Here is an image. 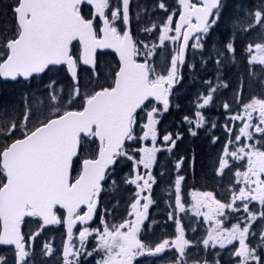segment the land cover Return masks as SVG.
Listing matches in <instances>:
<instances>
[{
	"label": "snow or ice",
	"instance_id": "6c2138e0",
	"mask_svg": "<svg viewBox=\"0 0 264 264\" xmlns=\"http://www.w3.org/2000/svg\"><path fill=\"white\" fill-rule=\"evenodd\" d=\"M83 3L85 0H13L10 6H5L11 9L13 27L0 36V77L27 81L46 70H63L60 66H65L75 85L73 92L65 99L56 93L53 81L47 86L51 89L47 112L43 101L29 104L25 97L23 121L18 123L13 120L9 127L0 126V137L5 141L0 145V177L3 178L0 179V246L14 248V264H36L32 259L34 241L46 226L64 224L68 240L63 244L61 264H85L86 257L96 255L100 256L96 264H155V261L139 258L158 257L166 250L173 249L171 264H188L189 254L186 250L191 242L185 237L178 215L169 214V219L176 225L174 239H164L153 247L139 236L144 217L153 202L149 196L141 195L145 190H151L154 182L151 174L143 179L137 173L134 179L126 181L138 189L136 199L130 205L132 211L128 212V217L134 219H124L109 226L101 217L102 230L99 227L93 229L90 221L94 218L109 166L117 163L119 157L126 156L133 161L135 168L142 165L150 172L156 160L157 148L138 149L141 153L138 160L124 150L126 140L137 138L134 134L137 110L151 99L162 103L164 111L169 109V91L176 80L178 62L184 63L190 38L197 34V43L193 47H201L200 41L219 20L225 4L223 0H200L199 4L179 0L181 10L175 28H172V15H168L159 29L160 46H164L168 40L179 45L176 54L171 57L167 75H163L150 67L147 59L144 63L135 60L139 50L127 30L130 0H122L124 30H118L116 26V22L121 20L118 5L111 10L109 18L106 10L111 9L110 0H86L92 12V18L88 19L82 15ZM159 7L167 11L165 4L161 3ZM247 15L252 16V13ZM193 18L195 23L192 22ZM254 20L255 23L246 25L245 31L257 26L264 29V10H255ZM154 28L155 25L144 31L151 32ZM172 31L175 35H169ZM74 41L79 42L78 58L72 52ZM225 47L227 52L235 51L232 42ZM97 49H112L118 54V71L110 77L111 83L107 86L101 85L99 90L93 89L81 95L77 64L90 65L98 76L94 59ZM246 51L249 65H264V39L254 45L250 43ZM145 55L151 58L152 50L148 49ZM217 63L220 61L217 60ZM251 71L254 73L255 70ZM260 83L264 86V80ZM215 91V88L211 89L197 107L208 105ZM224 107L228 109L229 106L225 104ZM33 109H37L38 114ZM243 109L242 114L230 117L232 121L240 120L243 125L239 134L235 135L239 146L234 150L225 146L217 169V174L222 175L230 166L229 157L232 161L243 162L240 167L244 170L238 168L235 171V183L242 186L238 192L232 191L230 202L217 200L211 192H193L194 214L203 216L204 222L209 225L207 236L202 240L205 250L209 247L215 249L217 245L220 249H226L238 241V247L233 246L230 250L234 258L232 264H264V255L258 251L264 249V211L259 215V244L251 247L246 242L250 235L253 238L257 235L254 223L258 217L249 205L258 202L264 209V98L253 97L244 104ZM158 111V108L152 107L147 112V123L143 125V134L139 139L151 137L155 142L157 121L154 114ZM254 113H258V122L253 121ZM33 115H36V124L30 129L28 124ZM195 116V127L200 128L204 118L200 111ZM185 120L190 125L193 123L188 117ZM250 129L259 134L257 144L260 147L244 142L254 139ZM189 131L196 135L191 128ZM228 131L231 132V129ZM16 133H20V136L17 137ZM164 141L175 145L171 135H165ZM92 146H95V153L83 156ZM74 163L80 165L75 177L72 175ZM180 166L177 163V169ZM183 179L178 176L175 181V204L180 212L185 211L181 198ZM141 200L146 201L142 205L143 212L139 211ZM237 201L241 204L238 205ZM241 206L243 212L247 213L245 220H238L231 228L224 227V221L219 218H227V211L240 212ZM84 208L87 210L82 211ZM202 208L207 211H201ZM57 209H63L64 214L58 216ZM26 218H31L37 225V230L27 236L22 231ZM78 223L81 225L79 247L72 242L73 229ZM90 237L96 243L88 250L86 242ZM53 251L52 244L46 242L42 245L44 256H51ZM215 255L219 256L220 253ZM0 264H6V260L0 258ZM193 264L201 262L197 260ZM203 264L211 262L204 260ZM215 264L221 262L217 260Z\"/></svg>",
	"mask_w": 264,
	"mask_h": 264
},
{
	"label": "flooded vegetation",
	"instance_id": "af4514ba",
	"mask_svg": "<svg viewBox=\"0 0 264 264\" xmlns=\"http://www.w3.org/2000/svg\"><path fill=\"white\" fill-rule=\"evenodd\" d=\"M110 2H111V9L106 10V13L109 16V18L111 16V10L114 9L117 5L120 7V10L122 8L121 0H110ZM190 2L199 4L200 0H190ZM226 2L227 0H223V3L225 4V7H224L225 9L227 8ZM161 3L166 5L167 11H165L164 9L160 7H159L160 10L157 8V5L159 6ZM81 10H82V15L85 18H88V19L92 18L91 8L85 5H82ZM137 10L140 12V14L137 13ZM155 10L157 12H161L162 14L164 12H170L174 20L173 29L175 28V23L178 20L179 13L181 10V6L178 0H130V4H129L130 35L139 50V55L135 57V60L136 62H145V60L147 59L149 66L153 68H155V65L159 64L160 55L157 52V50H155L153 47L150 46L149 49L152 50L153 55L151 56V58L146 57L145 53L148 50H145V45H147L145 41L147 40V38H141L140 40L137 35V32H139L140 34L143 33V23H142L143 21L141 20H143V18L146 17L147 15L149 17H152L151 15H157L155 13ZM170 13L168 15H171ZM227 14L228 12L224 11L223 9L219 20L216 22L215 29H213L214 25L210 27L209 33L207 34V36L204 37L206 39H210L209 43L222 42L218 40L217 37L221 34L223 30H226L225 28L224 29L222 28V23L225 19H227L226 17ZM135 16L140 17V23L134 22ZM192 22L194 23V21ZM116 26L118 27V30L125 29V26L122 22V10H121V20L116 22ZM219 26H221L222 29L220 28V30H218ZM137 27L139 28V30L137 29ZM210 33H211V37H210ZM170 34L175 35V32L172 31L169 33V35ZM195 35L197 34H194L192 36L188 44L183 65L180 66L178 62L176 80H175V83L173 84V87L169 91V109L167 111H164L163 104L158 103L155 100L147 101L145 103V106H142V109H140L136 113V123L134 125V134L137 138L133 140H126L124 144V150L127 152L128 155H131L136 160H138L141 155L138 149L142 147H147V148L155 147L158 149V151L156 152V160L154 161V163L158 162L159 164L161 160L163 159L162 157L164 156L165 153L168 154L169 157L171 158L172 157L170 156L171 152H168L170 148L168 150H164L163 147L171 146V148H173L175 145L173 146L171 142H165L164 136L171 135L173 140H177L180 138L179 119H180L181 110L189 111L188 107H190V105H193L192 115L195 117V119H196L195 113L197 111H200L201 115L204 118L203 126L208 130L214 129L215 131L213 133L216 139L213 140L215 142L211 140V141L206 142L205 145L203 144L206 147V149L202 151V153L204 154L202 157L204 158V162L207 164V166L203 167L202 172L200 168L202 157L197 156V153L195 151L189 158V163L191 164V166L189 164L188 169L186 165L183 164L184 163L183 160L185 158L176 157L177 158L176 165L177 163H180L181 166L179 169H177L175 165L176 170L174 172V191H173L174 192V203H173L174 212L173 213L178 215L179 218L181 219V225L184 229L185 237L191 242V246L186 250L189 254L187 257L188 264H193V262L197 260H199L201 264H203L204 260L211 262V264H215V261L217 260H219L221 264H232V259L234 258L231 257L230 250L233 246L238 247V241L234 242V245H228L226 249H220L219 246L217 245L215 249L209 247L207 250H205L202 240L206 238L207 236L209 225L208 223L204 222L203 216H197L194 214L195 213V208H194L195 201L193 200L192 193L193 192H200V193L211 192L217 200L221 202H230L232 198V191L235 190L236 192H238L239 187L242 186V184L238 185L235 183L236 181L235 171L238 168H240L241 171L244 170L243 168L240 167L243 162L232 161L231 158L229 157L230 166L224 170V173L222 175L217 174V169L219 167V158L223 154V150L225 146H228L231 150H234L236 147L239 146L238 143L235 141V135L239 134V129L243 125L240 120L232 121L230 117L233 115L242 114L244 109L243 107L238 108L236 110H234L233 108L230 113L228 112L229 111L228 109L222 108L221 110H219L220 111L219 112L218 110H215V111L212 110L211 108L212 103H213L212 100L209 102L208 105L204 106L203 108H198L196 104L194 105L192 103L193 101L188 102V101H184L181 99V92H183L182 89L185 86L184 85L185 79L188 77L187 72H186L187 60L189 57L190 49L192 47V43L195 40ZM212 35H213V39H212ZM178 46H179L178 43L177 44L172 43V45L170 46L171 47L169 49L170 53L167 55V65L171 64V57L176 54V49L178 48ZM72 52H73L74 57L76 58L79 57V45L77 43H73ZM155 57H157V60L155 59ZM164 57H165V53L163 54V58ZM108 58L111 59V62H110L111 65L113 64L112 69H111L112 71L111 75H113L118 70V62H117L116 57L109 52H104V53L97 52L96 53V71L100 70V68L103 66L102 65L100 67L99 62L102 63V60H105ZM199 60L202 61L201 63L203 65L205 60L203 59L202 56H199ZM60 68H63V70L61 71H63L65 75L67 76L65 68L64 67H60ZM54 69H57V68H54ZM197 71L195 73H197ZM200 71L201 70H199V72ZM46 73H48V71H46L43 75H45ZM92 74H93L92 69L83 67L80 65V63L77 64V75L79 79H81V75L91 76ZM203 78H204V75H201L200 79H203ZM110 83L111 81L107 83V85ZM102 85H106V83ZM96 90H99V87ZM183 93L189 99L190 97L189 93L185 91ZM202 103H203V99H202ZM152 107H156L159 109V111L154 114L155 119L157 121L155 125V128H156L155 142H153L151 137H149L147 140L139 139V137L142 136L143 134V130H144L143 125L147 123V112L151 110ZM207 112H210V113L205 114ZM207 115L209 116L217 115V118L208 117ZM257 116H258V113L253 114L254 122H258L256 120ZM172 119L174 122L173 127L168 125V123H171ZM217 120H218V123L216 124ZM213 124L215 125L213 126ZM192 126L195 129H200V128L195 127L194 122ZM228 129H231V132H229ZM218 130H221L222 133L218 134L217 133ZM250 131L253 132L254 139L252 141H244V142L257 144V140H259L260 138L259 134L255 133L254 129H250ZM177 134H179L178 136L179 138H176ZM230 141L231 143H229ZM260 146H261L260 144H257V147H260ZM95 151H96L95 146H92V150L90 153L84 152L82 155L83 156L92 155L95 153ZM121 159L122 157H119L117 163H115L113 167L108 169V175L106 176L105 180L102 182V190L97 199V202H98L97 209L94 213L93 220L90 222V226L93 229L99 227L102 230L103 225L101 224V217H104V219L107 221L109 226H111L112 224H118L124 219H134V217H128V212L132 211L130 207L132 203L131 200L133 196H135V192L138 190L137 187L133 191L129 190V193L125 194V197H118V195H115V191L113 190L114 188L113 186L115 185V180H116L115 167L117 166L118 162H120ZM131 163H133L132 160H131ZM79 167L80 165L78 163H74L73 171H72V175L74 177L78 174ZM152 168L154 169L153 171H152ZM152 168L150 170V172L151 171L152 172L147 173L146 169H144L142 165H140L138 168H135L134 163H133L134 176H136L137 173H139L143 179H147L149 174H151L152 176V173L155 171V169L160 168V167L157 166L155 168L154 167ZM204 168L209 169V172L204 171ZM201 175L203 176L208 175L209 177L205 180H200L199 177ZM178 176H182L184 178L181 181V198H182V203L185 206V211L183 212L178 211L176 209V204H175V194H176L175 193V181ZM156 178L158 177H153L154 182L152 183L151 190L150 191L145 190L144 192L141 193L142 196H145V195L149 196L153 202L156 201L155 198H153V196L154 197L156 196L155 190L157 192L160 191L159 189H155L154 187V185L156 184ZM143 179L140 181L141 184L143 183ZM135 199H136V196H135ZM126 201H127V207L125 209ZM170 201H171V198L165 201L168 203L167 210L169 213L171 212L170 205H169ZM145 202L146 201L141 200L139 211L141 212L144 211L142 205ZM153 202L149 205L147 214L144 217V220L141 225V232L139 233V236L144 242L150 243L154 247L156 242L157 241H158L157 243L162 242L161 241L162 239L160 235L155 236V237H150L149 231L147 229V227H149L150 224L151 225L154 224V222L157 220V218L154 220V211L157 208V204ZM117 203H118V206H117ZM236 203L238 205L241 204L240 201H237ZM120 206L124 208V213L121 216H118L117 212L120 213V208H121ZM117 207H119V210H117ZM249 207L256 214L260 213L261 211H264V209H261V206L259 205L258 202H252L249 205ZM86 210H87L86 208L82 209V211H86ZM201 211H207V209L202 208ZM63 214L64 212L57 209L58 216H61ZM246 216H247V213L243 212L242 206H241L240 212L227 211V218L220 217L219 219H222L224 221V224H223L224 227L231 228V226L237 223L238 220L239 221L245 220ZM168 220H169V217H167L165 221L161 220V222L169 226L170 228L173 224V232L171 231L172 235H170V237L174 239L176 236V230H175L176 225L173 220H171V222H168ZM27 222L29 223L27 226L34 225L31 218H26V222L22 225V231L25 235H27V232L25 231L24 228L26 227ZM254 228L256 229L257 235H258L259 229L257 227V221L254 223ZM26 230H28L27 227H26ZM43 230L44 231L60 230L61 238H62L60 246H57L56 248L53 249L54 251L51 256H47V258H50L51 260L48 261L46 264H61L62 244L65 238L64 224L53 225L51 227H45ZM80 230H81V225H79L78 223L76 227L73 229V241H72L77 247H79L80 245V241H79V231ZM257 235L255 238H253L250 235L248 238V241H246L250 244L251 247H257L258 245ZM95 243L96 241L90 237L89 240L86 242V247L88 248V250H91L92 247L95 245ZM34 245H35V250H34L32 259L35 260L36 264H45L44 259L39 260V257H38L39 254H37V245L35 244V241H34ZM29 250L32 251L31 249ZM0 251H2L3 253L7 251L9 254V258H10V264H14V259H15L14 258V248L10 246H0ZM258 251L260 252L261 255H264V252L261 249H258ZM174 252H175L174 249L171 251L166 250L164 253L160 254V256L158 257L145 256L139 259L144 260V261H155V264H171V258ZM217 252L220 253L219 256L215 255V253ZM99 258H100L99 255H96L94 257H86L85 264H96V260H98Z\"/></svg>",
	"mask_w": 264,
	"mask_h": 264
},
{
	"label": "rangeland",
	"instance_id": "374dc122",
	"mask_svg": "<svg viewBox=\"0 0 264 264\" xmlns=\"http://www.w3.org/2000/svg\"><path fill=\"white\" fill-rule=\"evenodd\" d=\"M227 4V8H224V11L228 12L227 14V19H225L222 23V28H226L228 31H230L231 29H237L242 27V25H247L249 22L255 23L254 20V12L255 10H250L249 8H244L241 5L238 4H233L231 2V0H227L226 2ZM157 8L160 10L159 6L157 5ZM251 12L252 16H248L247 14ZM137 13L140 14V12L137 10ZM155 13L157 15H151L152 17H149L148 15L146 17L143 18V33L140 34L139 32H137V35L139 37V39L141 40V38H147V40L145 41V43L147 45H149L147 47V49L145 48V50H148L149 47H153V45H156V47H153L155 50H157V52L160 55V62L158 65H155V69L157 73H161L163 75H167V71L170 69L171 64L167 65V55L170 53V46L172 45V41L168 40L165 41L164 46H160L159 44V35H160V27L163 25V23L167 20L168 14L170 12H164L163 14L161 12H157L155 10ZM171 14V13H170ZM172 15V14H171ZM253 21H250V20ZM134 22L135 23H140V17L135 16L134 17ZM173 24H174V20H173ZM173 24H172V28H173ZM153 25H155V28L153 31L148 32V31H144L145 28H151L153 27ZM216 24L213 26V29H215ZM220 30L221 26L218 27ZM137 29L139 30V28L137 27ZM212 33V32H211ZM211 33H210V37H211ZM142 35V37H141ZM172 35V34H170ZM232 35L228 36L229 38ZM212 39H213V35H212ZM233 39V37H232ZM210 39H206L204 38L203 41H200L201 47H193L194 44L197 43L196 39L193 41L192 43V47L190 49V53H189V57L187 60V65H186V72H187V78L185 79V86L184 88L181 89L183 90V92H190V95L192 97H190V99H187L186 95L181 92V99L184 101H188V102H192L194 105H198V104H202V98L206 97V95H208V93H204V92H196L194 91L193 88V83L195 80L200 79L201 75H196V71L197 74L201 73L199 72L200 68H202V72L205 70V67L207 64H211L212 62L215 64H219L217 63V57L218 56H222L224 53H227V49H226V44L228 43H222V42H212L209 43ZM229 42H232L231 40ZM233 43V42H232ZM165 53V57L163 58V54ZM248 54V53H247ZM199 56H202L203 59L205 60L204 64L202 65V61L199 60ZM229 57H231L230 55H225L223 57V59L220 61V63L222 62L223 64L225 62H227L229 60ZM155 59L157 60V57H155ZM247 60H248V56H247ZM111 59H105L102 60V63L99 62V66L102 67L100 68V70L96 71V73H98L99 75L97 76L95 73H93L91 76H83L81 75V79H79V86H80V92L81 95H84L86 93H90L93 91V89H97L98 87H100L102 84L107 85V83H109L111 81L110 77L112 76V66L111 65ZM65 75V73L61 70H52L51 72L48 71V73H46L44 75V82H38L37 85L33 88H30L31 91H28L27 93H25L24 95L28 98V103L32 104L33 102L39 104L40 101H43V107L45 112H47V103H48V97H49V93L51 91V89H49L47 86L52 83L53 81H55V84L53 85V87L56 90V93L58 95L63 96L65 99L69 96L70 93L73 92L74 89V84L71 83V85H67V79H63L62 75ZM62 76V77H61ZM205 76V75H204ZM194 78V79H193ZM206 83H211L210 80L206 81ZM104 85V86H106ZM180 89V90H181ZM205 90V89H204ZM193 92V95H192ZM23 106L20 108V113L18 115V123L23 121V116L25 113V97H23ZM193 99V100H192ZM252 98H250L249 100H251ZM247 102V100H246ZM249 102V101H248ZM247 102V103H248ZM246 104V103H245ZM190 105V103H189ZM244 106V105H243ZM242 106V107H243ZM77 106H74V108ZM61 110H63L61 108ZM34 112H37V109H33ZM38 114V112H37ZM36 124V115L32 116L31 121L28 124V127L31 129L35 126ZM11 125V123L7 124L5 122V127H9ZM0 126H4V123L1 124ZM191 133V132H190ZM179 136V134L176 135V138ZM164 150H168L169 148H171V146H166L163 147ZM175 148L177 149V152L170 158L168 154H164V156L162 157L163 159L161 160V162L158 164L157 163H153L152 167H160V170L158 171V173H156V171H154L152 173L153 177H158L156 178V184L154 185V187L160 188V195H156L155 197L153 196V198H155V204H157V208L154 211V220L157 218V220L154 222V224H150L149 227H147L148 231H149V236L150 237H155L156 235H160L161 236V241H163L164 239H172V237H170V235H172L171 231L173 232V224L171 226V228L165 224H163L161 222L165 221L167 217H169L170 213L174 212V208H173V203H174V172H175V165H176V161L177 158L176 157H181V158H185L183 161L187 167V169L189 168V158L186 157L185 155V150H182L179 146H176V141H175ZM92 150V147L89 148L88 151H85V153H90ZM203 160V159H202ZM186 162V163H185ZM191 166V164H190ZM154 169L152 168V171ZM151 171V172H152ZM207 171L209 172V169H207ZM147 173H151L148 172V170L146 169ZM202 172V170H201ZM115 174H116V180H115V185L113 186V190L114 191H118V192H122L124 193V195L118 196V197H125V194L129 193V190L133 191L136 188V185L133 184H129L126 181L130 178L134 179V172H133V163H131V160L126 159V156L122 157V159L120 160V162H118L117 166L115 167ZM117 177H120V179H118ZM1 178V177H0ZM130 198V197H129ZM171 198V201L169 202L170 205V210L171 212L169 213L167 210V205L168 203L165 202L167 199ZM135 200V196H133L131 202H134ZM118 206V203H117ZM121 207V211L120 213L117 212L118 216H121L124 213V208L122 206ZM127 207V201L125 202V209ZM119 210V209H118ZM258 219H257V227L260 224V220H259V215L260 213L256 214ZM184 216V215H183ZM168 222H171V220L169 219ZM34 225L32 226H27L29 223L27 222L26 227L28 230H26V227L24 228L25 231L27 232V235L29 233H32L34 231L37 230V225L35 222H33ZM32 223V224H33ZM259 229V227H258ZM26 235V236H27ZM62 241L61 238V233L60 230L57 231H42L41 235L37 237V239L35 240V244L37 245V254H39V260L44 259L45 262L47 263L48 261H50V258H47V256H44L41 252V248L42 245L44 243H50L53 246V249L56 248L57 246H60V243ZM158 242V241H157ZM156 242V244H157ZM257 242L259 244V235H257ZM264 252V249H261ZM0 257L4 258L6 260V264H10V258H9V254L8 252H2L0 251Z\"/></svg>",
	"mask_w": 264,
	"mask_h": 264
},
{
	"label": "trees",
	"instance_id": "16d2710c",
	"mask_svg": "<svg viewBox=\"0 0 264 264\" xmlns=\"http://www.w3.org/2000/svg\"><path fill=\"white\" fill-rule=\"evenodd\" d=\"M12 2L13 0H0V36L13 27L11 9L10 7H5L10 6ZM231 2L233 4L241 5L244 8H249L250 10H264V0H231ZM250 21L253 20L251 19ZM245 27L246 25H242V27L233 30L231 29L230 31L225 28L226 30L221 32L217 39L222 41V43H226L231 40L233 42L235 51L227 52L222 56L217 57V60L221 61L225 55H230L231 57H229V60L224 64L222 62L219 64H215L213 62L211 64H207L205 70L199 73V75H205L204 78L195 80L193 83V88L196 92L209 93L211 89H216L215 92H212L213 103L211 108L214 111H219L222 108H225L224 105L227 104L229 106L228 112L231 113L233 108L234 110L241 108L245 103L250 101V98H264V86H262L260 83L261 80H264V65H249L247 60L248 54L246 51L247 45L250 43L254 45L255 43L264 39V36H262L264 29H261L259 26H257L251 31H245ZM230 35L232 36L229 38L228 36ZM251 69L255 70L254 73L251 71ZM62 76L63 79H67L66 84L68 86L71 85V82L67 76L64 74ZM44 80L45 79L43 75L40 77L31 78L27 82H21L18 80L15 83H4L0 81V125L4 123L5 127V122L7 124L12 123L13 120L18 122L20 108L23 106V97H26L24 94L28 91H31L30 88L35 87L38 82H44ZM209 80L211 83H206V81ZM192 109L193 105H190V107H188L189 111H180V138L175 140L176 146H179L182 150H185V155L188 158L193 154L194 151L197 153V156L202 157L204 155L202 151L206 149L204 146L206 142L216 139L213 133L215 131L214 129L208 130L203 125L200 127V129H195L192 126L193 123L190 125L185 120V117H188L189 119L193 120V122L195 121V117L192 115ZM208 113L210 112L205 114ZM207 116L217 118V115ZM217 123L218 120L216 124ZM173 124L174 122L172 119L171 123H168V125L173 127ZM214 125L215 124H213V126ZM190 128L196 132V135H192V133H190ZM217 133L221 134L222 132L221 130H218ZM16 136L19 137L20 133H16ZM4 142L5 141L3 137H0V145H2ZM8 142L10 143L11 141ZM177 149L175 146L170 148L168 151L171 152L170 156H173L177 152ZM202 159L203 160L200 164V168L203 171V167L207 166V164L204 162L203 157ZM159 170L160 168H156V173H158ZM204 171L208 172L205 168ZM208 177V175H201L199 178L200 180H205ZM117 178L120 179V177ZM0 179L3 178L1 177ZM155 189H159L161 191L160 188L155 187ZM160 191L157 192L155 190L156 195H160ZM115 195L121 196L124 195V193L115 191ZM118 209L119 207H117V210Z\"/></svg>",
	"mask_w": 264,
	"mask_h": 264
},
{
	"label": "water",
	"instance_id": "95a60500",
	"mask_svg": "<svg viewBox=\"0 0 264 264\" xmlns=\"http://www.w3.org/2000/svg\"><path fill=\"white\" fill-rule=\"evenodd\" d=\"M179 1V0H178ZM82 5H85V6H87V7H89V8H91V6L90 5H88L87 3H86V0H85V3H83ZM81 5V6H82ZM121 10H122V12H123V5H122V0H121ZM179 21V17H178V20H177V22ZM193 21H194V23H195V19L193 18ZM125 26V25H124ZM127 30L130 32V25L128 24V26H127ZM101 35H102V33H101ZM194 35V34H193ZM192 38V37H191ZM191 38H190V40H191ZM190 40H189V42H190ZM182 42V41H181ZM73 43H77L78 45H79V42L78 41H74ZM186 50H187V48L185 49V54H186ZM97 52H99V53H104V52H109V53H111V54H113L115 57H116V59H117V62H118V66H119V63H120V61H119V56H118V54L115 52V51H113L112 49H97V51H96V53ZM96 53H95V57H94V59H95V64H96ZM137 63H144V62H137ZM80 65L81 66H83V67H86V68H89V69H92V67L90 66V65H83L82 63H80ZM180 66H182L183 64H179ZM60 67H64L65 68V70H66V73H67V76H68V78L71 80V82L75 85V81L73 80V78H72V76H71V74L69 73V72H67V69H66V67L65 66H60ZM118 71V70H117ZM46 72V71H45ZM42 74H44V73H41V74H38V75H35V76H39V75H42ZM18 79H20L22 82H26V80H24L23 78H18ZM17 79V80H18ZM16 80V81H17ZM0 81L1 82H16V81H12V80H10V79H5V78H3V77H0ZM151 100H154V99H151ZM147 102V101H146ZM145 102V103H146ZM140 109H138L137 110V112L139 111ZM114 165H110L109 166V168L110 167H113ZM98 203V202H97ZM97 209V208H96ZM59 210H62L63 212H64V210L63 209H59ZM91 222V221H90ZM51 226H53V225H48V226H46V227H51ZM76 227V226H75ZM74 227V228H75ZM64 233H65V238H64V241H63V244L68 240V235H67V230H66V226L64 225ZM63 244H62V249H63Z\"/></svg>",
	"mask_w": 264,
	"mask_h": 264
},
{
	"label": "bare ground",
	"instance_id": "6f19581e",
	"mask_svg": "<svg viewBox=\"0 0 264 264\" xmlns=\"http://www.w3.org/2000/svg\"><path fill=\"white\" fill-rule=\"evenodd\" d=\"M203 68V67H202ZM202 68L200 69L201 71L200 72H202ZM196 75H199V73L197 74L196 73ZM70 80V79H69ZM17 82V81H16ZM70 82H71V80H70ZM10 83H15V82H10ZM189 94H190V92H189ZM192 95H193V92H192ZM190 97H192V96H190Z\"/></svg>",
	"mask_w": 264,
	"mask_h": 264
}]
</instances>
